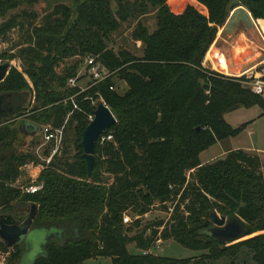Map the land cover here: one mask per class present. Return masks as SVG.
<instances>
[{
	"label": "trees",
	"instance_id": "16d2710c",
	"mask_svg": "<svg viewBox=\"0 0 264 264\" xmlns=\"http://www.w3.org/2000/svg\"><path fill=\"white\" fill-rule=\"evenodd\" d=\"M37 1L0 0V34L25 24L10 10ZM75 1L74 8L54 3L26 28L17 51L0 54L23 59L22 69L11 65L0 82V91L13 93V112L61 127L60 145L65 142L66 125H72L76 149L72 157L56 150L38 175L42 187L33 192L14 184L18 167L35 158L30 151H11L0 164V211L10 208L15 198L33 201L37 224L65 230L64 241L48 240L45 253L32 264H75L90 256H110L112 264H212L220 258L240 264L237 257L242 249L257 264H264V162L242 148L206 162L199 157L217 140L240 131L241 125L226 122L225 112L264 106L263 97L242 83L243 75H226L202 64L218 26L229 16L231 0H198L207 15L192 4L175 13L166 0ZM237 4L253 17L264 18V0H238ZM152 8L155 27L149 30L141 17ZM21 13L36 15L34 10ZM131 20L130 35L141 41L140 54L127 48L115 50L107 43L112 31ZM86 55H93L108 75L81 88L67 82L77 73L78 80L84 76L77 71V61L55 70L64 58ZM25 74L35 91L30 112L19 100L29 88ZM115 74L127 84L122 92L114 87ZM100 97L116 120L102 132L111 138L98 136L88 174L81 132L89 121L87 113L94 109L91 103ZM15 132L7 118L0 120V145L9 146ZM189 169H193L190 179ZM155 201L170 213L167 219L123 221L127 210L144 214ZM210 209L241 216L247 237L222 243L207 235ZM158 238H173L199 252L187 257L152 252L149 249L157 246ZM128 243L138 251H129ZM0 252L7 254L5 264H12L21 247H5L0 238Z\"/></svg>",
	"mask_w": 264,
	"mask_h": 264
},
{
	"label": "rangeland",
	"instance_id": "374dc122",
	"mask_svg": "<svg viewBox=\"0 0 264 264\" xmlns=\"http://www.w3.org/2000/svg\"><path fill=\"white\" fill-rule=\"evenodd\" d=\"M56 2H64L72 8H74L76 5L75 0H38L33 5L22 4L20 7L10 10V12L18 13V19L23 20L25 24L21 27L15 26L11 28L10 30H8L6 33L0 34V54L2 52L11 53L13 51H17L19 47L17 44L24 40V31L26 30V28L27 27L30 28L32 24L38 22L41 19L42 15L46 11L50 10L53 4ZM195 7L199 11L207 15V8L203 3L200 4L199 2H197ZM22 9H26L28 10V12H31L32 10H34L36 12V15L34 17L28 14L25 16V14L21 13ZM153 10H154L153 8L150 9L148 11L149 13L147 12L148 13L147 15H143L141 17L143 23L150 30L152 26L155 24V21H154L155 13L154 14H152L153 12L150 13V11H153ZM10 12H8V14ZM1 20L2 18L0 17V22ZM133 23L134 21L132 20L122 22L116 30L111 32L109 39L107 41L108 45L112 46L115 50H117L118 48H127L134 54H140L142 50L141 43L136 42L134 39H132L130 35L131 29L133 27ZM210 46L208 47L203 57L202 64L218 72L225 73L215 63H213L212 65L203 63L205 57H207L208 59L211 57L212 49H210ZM4 60H8L10 62V65H15L18 69H22L23 59L19 58L18 56L12 59L3 58L0 56V62ZM76 61L79 63L77 71L78 72L83 71L85 67V57H80V56H69L67 58H64L63 60L55 64V70L57 72H60V70H62V67L64 65L72 63V62H76ZM226 75H229V74H226ZM235 76H239V75H235ZM25 77L29 83L30 89L28 88L24 90V93L21 94L23 98L19 96V100H21V102H24L25 104L28 103L27 110L28 112H30L29 110L30 107L35 104V99H34L35 91H34V84L32 83L31 78L26 74H25ZM113 80L115 81L114 87L118 91L122 92L127 87L126 82L120 79L118 75L115 74L113 76ZM90 81H91L90 77L81 76V78L77 81V84H79L82 88H84L88 86ZM242 83L248 87V85L245 82L242 81ZM52 86L55 89H60L57 83H53ZM99 101H104V100L100 97L98 100H96L94 103H91V104H94L93 106L95 107L96 103ZM13 113L7 118H10L9 124L16 129V132L9 146L0 145V159H3L11 151H16V152L30 151L34 155L35 158H33L31 161H28L27 163L18 167L20 172L17 177V181L15 183L19 186L20 185L23 186L29 183V181L33 178H36V181H39L37 179L38 175L41 169L44 167V165L49 163L51 156L54 154L53 148L55 147V145L53 144V141L48 142L44 140L42 131L36 130L33 133H29L28 131H24V129L21 128V125L23 124L24 121L31 120L27 117V113H21L17 115H16V113H18L17 111L16 113L15 112ZM68 115L69 114H67L66 117H68ZM65 129H66L65 133H63L65 142L64 144H61L60 146H58L57 152L59 155L65 152V155H67L68 157H72L76 151L74 147V143H73L74 136H73L72 125H66ZM105 132L102 135H104V137L108 139L111 138V136L105 135ZM100 139L102 140L103 136H101ZM218 148H219L218 144L211 146L209 149L201 153V158L206 157L208 154L212 153L213 151L214 152L217 151ZM263 160L262 162H264ZM263 171H264V167L262 166V172ZM192 173H193V169H189L188 171H186V175L189 179L193 176ZM102 176L104 179H107V180L110 179V175L107 174L106 172H103ZM154 203L155 204L151 205L150 206L151 208L147 210L144 214L133 213L131 210L130 211L127 210L124 214L129 215L131 222L134 221L135 219H138L140 223H144L146 221L153 220V219H159V218L167 219L170 213H167L166 211H164L162 205H160V202L155 201ZM29 208H30L29 202L22 201L19 198H15L13 200L12 206L6 210H3V212H10L16 215H21V214L27 213ZM36 221L37 219L33 220L32 226H34V228H31L28 231V233L24 235L23 237L24 239L30 240L32 247H31V250L27 254H24L23 256L24 258H22L21 264H31L33 261V258L37 254H39L42 249V241L44 239V230L41 227H37L41 225L37 224ZM126 223L128 224L130 222L128 221ZM64 237L65 235H63V232H62L60 237L57 238V236H54L53 240L58 241V242H63L65 239ZM245 237H247V235H245L244 237H241L240 239L245 238ZM50 239L52 240V238ZM27 243L29 242L27 241ZM156 244L157 246L149 250L155 253L163 254V255L187 257V256H193L199 252L198 250H193L186 246H183L181 243L177 242L173 238H167V239L162 238L161 241L157 242ZM19 245L22 251L24 243H20ZM127 248L129 251H132V252L138 251V248H136L133 243H128ZM6 255H5V252H0V264L6 263L5 262ZM222 259L223 258L217 259L212 264H227L228 261L222 260ZM237 260L239 261L240 264H257L252 259L251 253L245 249H242L239 251ZM16 261L13 262L12 264H15ZM75 264H112V260L110 256H97V257L90 256Z\"/></svg>",
	"mask_w": 264,
	"mask_h": 264
},
{
	"label": "crops",
	"instance_id": "0c3cea01",
	"mask_svg": "<svg viewBox=\"0 0 264 264\" xmlns=\"http://www.w3.org/2000/svg\"><path fill=\"white\" fill-rule=\"evenodd\" d=\"M166 1L169 8L175 13L182 12L187 4H194L196 6V3L199 2L198 0ZM199 3L201 4V2ZM150 13L154 14L155 9L150 11ZM154 27L155 24L151 30ZM135 41L141 43L140 40ZM210 49H212L211 57L209 59L205 57L203 63L208 65L215 63L225 74L240 75L243 72H249L256 76L264 74V18L253 17L250 11L241 4L233 6L226 21L218 26ZM260 95L264 99V90ZM224 119L232 127L241 125L240 131L235 135H229L217 140L202 150L199 153L201 162L221 157L228 150L234 148H242L256 153L263 160L264 106L259 104L248 107L239 106L225 112ZM216 144L219 146L217 151H213L206 157L201 158L203 151ZM15 182L14 184L17 185ZM19 187L21 188V185Z\"/></svg>",
	"mask_w": 264,
	"mask_h": 264
},
{
	"label": "water",
	"instance_id": "95a60500",
	"mask_svg": "<svg viewBox=\"0 0 264 264\" xmlns=\"http://www.w3.org/2000/svg\"><path fill=\"white\" fill-rule=\"evenodd\" d=\"M237 3L238 0H231L230 6L233 7ZM10 66L8 60L0 62V82L5 78ZM12 96L13 93L11 91H0V120L8 117L13 112L14 102L12 101ZM25 105H28V103ZM115 120L114 114L104 101L96 103L93 109V118L88 121L81 132L82 155L86 161L88 174L91 172L95 161V142L98 136ZM21 128L24 131L33 133L36 130H40V124L27 120L23 122ZM29 204L30 208L28 212L21 215L0 211V238L3 240L4 246L9 248L14 244L24 243L21 254L15 264H21L24 254H27L32 247L30 240L23 238L31 228H34L32 222L37 213V204L33 201H30ZM208 216L211 224L206 227L205 232L222 243L233 242L244 237L247 233L246 221L237 213L225 215L218 213L215 209H210ZM37 227H41L44 230V239L42 241V249L33 258V261L45 253V244L50 238L53 239L54 236L58 238L64 231L59 225Z\"/></svg>",
	"mask_w": 264,
	"mask_h": 264
},
{
	"label": "built area",
	"instance_id": "2783aa9c",
	"mask_svg": "<svg viewBox=\"0 0 264 264\" xmlns=\"http://www.w3.org/2000/svg\"><path fill=\"white\" fill-rule=\"evenodd\" d=\"M80 73H83L84 76L90 77L92 82H94V81L103 79L105 76L108 75L109 72L107 69L100 67V65L97 62H95L93 55H86L85 56V67H84V70L81 71ZM84 73H86V74H84ZM240 75L244 76V80H242V81L248 85L250 90H252L255 93H259V94H261L263 92V90H264V74L256 76V75L251 74L249 72H243ZM78 76H79V73H77V75L74 77H69L67 79L68 84H70V85L77 84V80H78L77 77ZM87 118L89 120L93 118V111L87 113ZM39 124H40V130L39 131H42V135L44 137V140L48 141V142L53 141V144L55 145V147L53 148V152H56V150H57V148L60 145V142L62 140V128L52 126L48 122L39 123ZM108 135L111 136V134H108ZM101 136H103V138H104V135L101 134ZM42 185H43L42 181H36V178H33L29 181V183L21 186V188L23 191L33 192L35 190L40 189L42 187ZM169 209H171V207H169ZM122 219L124 222H128V221L130 222L131 221L129 215H127V214H123ZM156 241L157 242L161 241V238H158ZM5 255H6V253H5Z\"/></svg>",
	"mask_w": 264,
	"mask_h": 264
},
{
	"label": "flooded vegetation",
	"instance_id": "af4514ba",
	"mask_svg": "<svg viewBox=\"0 0 264 264\" xmlns=\"http://www.w3.org/2000/svg\"><path fill=\"white\" fill-rule=\"evenodd\" d=\"M12 113H13V112H12ZM12 113H10L9 116H10ZM13 114H14V113H13ZM5 118H7V117H5ZM5 118H2L1 120L5 119ZM9 119H10V118H7V121H9ZM2 160H3V159H0V164L2 163ZM20 166H21V165H20ZM20 166H19V167H20Z\"/></svg>",
	"mask_w": 264,
	"mask_h": 264
}]
</instances>
